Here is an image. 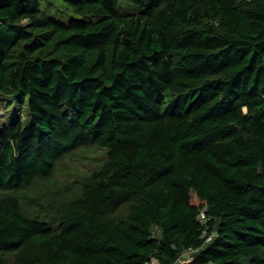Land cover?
<instances>
[{
	"label": "trees",
	"instance_id": "trees-1",
	"mask_svg": "<svg viewBox=\"0 0 264 264\" xmlns=\"http://www.w3.org/2000/svg\"><path fill=\"white\" fill-rule=\"evenodd\" d=\"M0 93V264H264V0H0Z\"/></svg>",
	"mask_w": 264,
	"mask_h": 264
},
{
	"label": "rangeland",
	"instance_id": "rangeland-1",
	"mask_svg": "<svg viewBox=\"0 0 264 264\" xmlns=\"http://www.w3.org/2000/svg\"><path fill=\"white\" fill-rule=\"evenodd\" d=\"M28 116L26 105H19L11 97L0 93V124L9 122L11 117L25 121ZM104 156V149L91 143L66 152L54 176L35 190L36 198L29 206L30 214L47 220L56 215L60 205L65 206L79 196L82 183L92 170L99 167ZM155 232L158 233V230Z\"/></svg>",
	"mask_w": 264,
	"mask_h": 264
},
{
	"label": "built area",
	"instance_id": "built-area-1",
	"mask_svg": "<svg viewBox=\"0 0 264 264\" xmlns=\"http://www.w3.org/2000/svg\"><path fill=\"white\" fill-rule=\"evenodd\" d=\"M197 248L195 247H188L182 250V252L177 256L175 260V264H183L184 261L191 258L192 254L196 252Z\"/></svg>",
	"mask_w": 264,
	"mask_h": 264
}]
</instances>
